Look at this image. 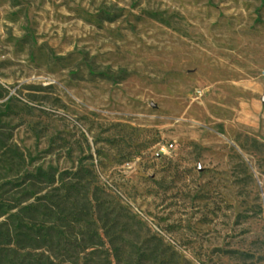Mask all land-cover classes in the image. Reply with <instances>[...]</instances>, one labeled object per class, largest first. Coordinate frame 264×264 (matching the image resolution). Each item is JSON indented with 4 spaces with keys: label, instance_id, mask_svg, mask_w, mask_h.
I'll use <instances>...</instances> for the list:
<instances>
[{
    "label": "rangeland",
    "instance_id": "1",
    "mask_svg": "<svg viewBox=\"0 0 264 264\" xmlns=\"http://www.w3.org/2000/svg\"><path fill=\"white\" fill-rule=\"evenodd\" d=\"M0 202V264H264V0H0Z\"/></svg>",
    "mask_w": 264,
    "mask_h": 264
},
{
    "label": "trees",
    "instance_id": "2",
    "mask_svg": "<svg viewBox=\"0 0 264 264\" xmlns=\"http://www.w3.org/2000/svg\"><path fill=\"white\" fill-rule=\"evenodd\" d=\"M35 178L36 179H49L50 177V172L44 168H40L35 174H34ZM43 204V203H42ZM44 206L46 204H43ZM12 208L9 206V204H7L6 202H0V210L1 212L3 213H8L9 212V209ZM21 212H26V216H28L29 218L33 219V217L39 215V213H42V211H44L42 209V206L41 204H26L24 206H21ZM31 221H36V220H31ZM31 221H28V220H22L21 223L26 225L27 227H29V231L30 232H26V233H29V235L33 238L35 237L31 232H40V229H42V225H40L39 227H37V221L36 222H31ZM49 228V227H48ZM18 229V227H17ZM48 233L51 232V230H47ZM1 234H5V235H10V233H7V232H4V231H1L0 232ZM35 239V238H34Z\"/></svg>",
    "mask_w": 264,
    "mask_h": 264
},
{
    "label": "built area",
    "instance_id": "3",
    "mask_svg": "<svg viewBox=\"0 0 264 264\" xmlns=\"http://www.w3.org/2000/svg\"><path fill=\"white\" fill-rule=\"evenodd\" d=\"M173 144V143H172Z\"/></svg>",
    "mask_w": 264,
    "mask_h": 264
}]
</instances>
